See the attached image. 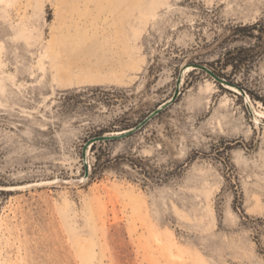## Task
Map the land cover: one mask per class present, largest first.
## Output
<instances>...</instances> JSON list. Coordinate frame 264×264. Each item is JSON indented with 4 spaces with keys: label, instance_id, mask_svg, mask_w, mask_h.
I'll list each match as a JSON object with an SVG mask.
<instances>
[{
    "label": "rangeland",
    "instance_id": "obj_1",
    "mask_svg": "<svg viewBox=\"0 0 264 264\" xmlns=\"http://www.w3.org/2000/svg\"><path fill=\"white\" fill-rule=\"evenodd\" d=\"M87 5L0 0V264H264V0Z\"/></svg>",
    "mask_w": 264,
    "mask_h": 264
},
{
    "label": "water",
    "instance_id": "obj_2",
    "mask_svg": "<svg viewBox=\"0 0 264 264\" xmlns=\"http://www.w3.org/2000/svg\"><path fill=\"white\" fill-rule=\"evenodd\" d=\"M188 67H192L193 70L199 69L202 70L204 72H206L208 75H210L215 81H217L218 83H220L223 87L224 85L227 86H232L228 81H226L225 79L217 76L215 73H213L212 71H210L206 66L201 65V64H192V65H188L186 67L183 68V70H181L177 80H176V84H175V91L172 95V97L165 101L164 103L160 104L153 112H151L142 122H140L138 125H136L133 128H130L128 130H125L126 132L115 135L112 133L109 134H104L101 136H96L91 138L84 146L83 148V157L85 159L86 156V151L88 149V147L90 145H93L96 142H103V141H112V140H117V139H122L125 138L131 134H133L134 132L140 130L142 127H144L150 120H152L154 117H156L157 115H159L163 110H165L169 105H171L176 98L179 96L180 92H179V88L180 85L182 83V75L184 73V71L188 68ZM85 166H86V162H85ZM88 176V172H87V168L85 171V177L86 178Z\"/></svg>",
    "mask_w": 264,
    "mask_h": 264
},
{
    "label": "bare ground",
    "instance_id": "obj_3",
    "mask_svg": "<svg viewBox=\"0 0 264 264\" xmlns=\"http://www.w3.org/2000/svg\"><path fill=\"white\" fill-rule=\"evenodd\" d=\"M162 1L163 0H133L134 4L138 8V11H139V14H140L139 15L140 19L146 18V16H147L146 15L147 14L146 11H151L152 15H154V13L156 12L155 10L159 6V4H161ZM90 2H91V0H84V8L82 10V13H86L88 11L89 7H88L87 4H89ZM96 3H97L96 4L97 7H99L100 6V1H97ZM86 24H85V26H86ZM87 27H89V26L87 25ZM85 30H86V28H85ZM88 34H90V33H88ZM192 69L193 68H189V70H187V71H191ZM94 79H95V77H94ZM224 86L227 89L231 90V91L237 92V94H238L237 89L234 88L233 86H227V85H224ZM124 132H126V131L116 132V133H113V134L118 135V134H121V133H124ZM79 252L81 254L82 259L86 260V262H87V260H90L91 257H92V248L90 246H88L86 243H82L80 245Z\"/></svg>",
    "mask_w": 264,
    "mask_h": 264
}]
</instances>
